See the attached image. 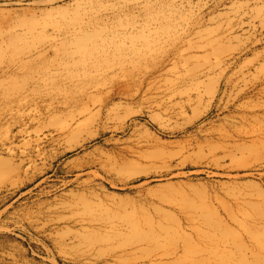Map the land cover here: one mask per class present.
Masks as SVG:
<instances>
[{"label": "rangeland", "instance_id": "1", "mask_svg": "<svg viewBox=\"0 0 264 264\" xmlns=\"http://www.w3.org/2000/svg\"><path fill=\"white\" fill-rule=\"evenodd\" d=\"M0 264H264V0H0Z\"/></svg>", "mask_w": 264, "mask_h": 264}, {"label": "bare ground", "instance_id": "2", "mask_svg": "<svg viewBox=\"0 0 264 264\" xmlns=\"http://www.w3.org/2000/svg\"><path fill=\"white\" fill-rule=\"evenodd\" d=\"M204 18L201 17L200 19H198L197 24L195 27H193V29L190 30V32L192 33H197L199 32V30L202 28V26L204 25ZM47 50H40L37 51L36 53H31L30 55L26 56L25 58L21 59L18 61L16 69H23L26 68L28 66H31L32 64L36 63V62H41L42 60H44L46 57L45 55ZM227 67H230V64H228ZM228 69V68H227ZM207 75V72H203L201 74H199V77H204ZM232 80V75H228L223 77V79L221 81L218 82V88L216 89L215 93H214V98L216 97L222 82L224 81L225 85H228ZM141 83H143V81H141ZM87 125V121L83 120V121H79L76 123V125L74 126H69V128H67V130H69V132L73 135H77L78 131L82 130L85 126ZM257 134V133H256ZM254 135V134H253ZM87 140V139H84ZM79 143H81L80 140H76L74 145H72L73 147L77 146ZM102 163H104L102 161Z\"/></svg>", "mask_w": 264, "mask_h": 264}]
</instances>
